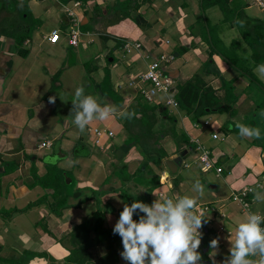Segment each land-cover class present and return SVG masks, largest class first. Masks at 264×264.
Instances as JSON below:
<instances>
[{
    "label": "crops",
    "instance_id": "0c3cea01",
    "mask_svg": "<svg viewBox=\"0 0 264 264\" xmlns=\"http://www.w3.org/2000/svg\"><path fill=\"white\" fill-rule=\"evenodd\" d=\"M44 1L26 0L39 24L30 36L23 38L22 46L17 45L12 36L0 35V215L8 217L6 224L0 222V264H64L74 243L78 244L85 237L91 240L96 235L94 231L102 227L110 231L101 234L105 235L101 241L96 239L88 244L94 257L89 264H127L120 255L121 238L115 239L117 235L111 233L123 210L120 195L124 192L121 190L125 188L132 197L135 195L128 204L136 200L151 204L156 199L153 193L173 199L197 195L192 190L196 180L204 188V195L198 198L195 208L204 219L201 238L209 242L208 250L211 240H219L211 254L215 255V264H223L229 255V231L234 233L248 212L264 215V201L254 199L255 192L264 194V189L259 187L264 185V142L241 138L231 131L237 121L259 127L261 107L256 106L254 95L258 96L257 91L261 90L248 87L246 77L218 54H213L211 62L204 66L209 60V47L199 17L201 1L53 0L61 5L60 11H65L63 22L69 29L79 30L75 45L67 41L69 30L60 31L57 43L47 40L58 20L51 16L54 6L41 4ZM249 1L241 0V5L226 15L225 20L223 12L215 13L213 6L204 9L220 41V34L232 37L236 34L232 31L239 30L245 52L251 47L245 43L241 32L246 31L253 38L259 33L255 24L246 22L243 27L237 22V12L252 7ZM253 1L256 7H264V0ZM257 12L253 10L251 19L262 20L264 33V18H259ZM27 27L29 35L33 26ZM232 39L240 44L237 37ZM137 42L139 47L134 46ZM79 43H83L82 46L94 44L101 52L89 57L85 50L78 49ZM126 44H129L127 48ZM181 46H186L187 51L179 53ZM260 51L263 60L257 64L252 62V69L264 64V48ZM113 54L121 58L126 70L118 67L120 63L114 60ZM161 55L166 59L162 61L166 73L174 79L173 87L164 93L163 102L155 98L163 92H151L145 87L149 96L146 97L138 91L139 75ZM105 59L112 62L106 63ZM132 59L139 61L140 66L133 67ZM251 59L254 60L253 55ZM88 60H95L98 67L109 70L103 75L98 68L90 71L95 75L96 90L89 93L85 87L86 94L121 111L129 109L136 94L148 103L158 104L159 115L152 114L151 128L139 126L136 118L141 113L131 119L114 113L107 120H93L84 132L74 124L65 123L71 119L66 115L72 109L71 99L76 88L86 85L82 81V64ZM196 78L204 82V87L196 88H200V92H212L214 96L204 95L199 106H211L213 108L206 107V111L216 112L194 119L193 112H186L174 95L176 83H196ZM230 92L233 100L228 95ZM51 96H56L55 104L49 103ZM168 97L178 104L170 106L172 116L165 111ZM218 100L221 106H228L225 113L215 109ZM169 120L171 125H167ZM205 120H208L207 125L203 124ZM95 128L100 134L96 135ZM92 136L100 154L88 148L93 144ZM256 140L257 146H254ZM42 141H49V145L40 146ZM137 141L142 146H138ZM54 142L58 148L53 147ZM197 146L208 149L210 160L214 167L222 168L221 172L202 167ZM57 150L65 153L64 158L68 153L74 154L77 157L74 164L67 167L62 158L48 162ZM175 157H180V163L173 173L166 162ZM123 161H126L128 177L121 170ZM49 167L52 171L54 168L61 171L63 177L71 174L67 178L69 183L75 181L73 194L56 191L54 195V189L35 181L36 175L45 177ZM140 170L144 178L145 175L153 177V182H145L146 186L134 182L131 178ZM247 188L251 190L243 197L248 202L244 206L234 195L240 197ZM93 189H98L99 197L93 196ZM204 205L209 208L203 209ZM98 212H102L103 217L98 216ZM139 215L135 214L134 219L138 220ZM101 256L106 257L104 261L98 259Z\"/></svg>",
    "mask_w": 264,
    "mask_h": 264
},
{
    "label": "clouds",
    "instance_id": "9594fccd",
    "mask_svg": "<svg viewBox=\"0 0 264 264\" xmlns=\"http://www.w3.org/2000/svg\"><path fill=\"white\" fill-rule=\"evenodd\" d=\"M255 71L264 80V64L258 65ZM59 96L64 100L62 94ZM55 102L56 96L49 97V103ZM71 102V119L65 123L74 124L80 132H84L93 120L104 121L114 113L126 119L136 115L110 104H101L96 97L86 94L83 86L76 88ZM258 115L264 117V110ZM234 126L241 138L259 139L261 136L259 127L238 121ZM259 187L264 189V185ZM192 190L197 195L173 199L158 197L153 193L156 199L151 204L139 200L131 204L124 203L113 227V234L121 238L123 251L120 255L127 264H199L202 260L198 251L202 242L200 229L204 223V219L195 211L198 198L204 195V188L199 180L195 181ZM254 199L264 201V194L255 192ZM137 213L140 214L138 220L134 219V214ZM262 225L264 215L257 212L246 213L244 219L237 224L235 232L229 231V255L223 264H264ZM218 245V239L210 241L211 249H216ZM214 257L210 253L212 264H215Z\"/></svg>",
    "mask_w": 264,
    "mask_h": 264
},
{
    "label": "rangeland",
    "instance_id": "374dc122",
    "mask_svg": "<svg viewBox=\"0 0 264 264\" xmlns=\"http://www.w3.org/2000/svg\"><path fill=\"white\" fill-rule=\"evenodd\" d=\"M236 1H238L239 5H241V3H242L241 0H236ZM244 2H245V0H243V3ZM247 2H248V0H247ZM249 2L252 3V7L249 10L241 9V12L239 14L237 12V17H238V21L237 22H238L239 25H243V27L244 26L246 27V25H245V23L247 22L246 21V17L251 19L253 16L250 15V14H253V10H255V9L258 11L256 15H258V17L260 16L259 18H261V17L264 18V7H261V6H257L256 7L254 5V1L253 0H250ZM45 3H51L54 6V11H53L51 16H52V18L58 20V22L55 24V27L58 28L59 31H66V33H67V31L69 30V27H68V25L66 23L63 22V18L65 17V11L64 10H62V11L59 10L61 5H59L58 3L53 2V0H45L44 2H41V4H45ZM213 9H214L213 11H215V13L216 12L218 13V11L222 12L218 6H216V7L213 6ZM206 13H207V11H206ZM40 14L43 15L42 12H40ZM227 15L229 16L228 13H227ZM206 16H207V14H206ZM242 16H244V17H242ZM199 17H200L201 25L204 26V22L205 21H204V17L202 15V12L200 13ZM207 18H208V16H207ZM227 18H230V17H227ZM223 19L225 20V17ZM208 22H209V25H210L211 32H212L213 36L215 37L216 33L214 32V27L211 24V20L209 18H208ZM38 24H39V19L36 20L33 17V13L29 9V7L27 6L26 0L25 1L0 0V35H4L5 34V35H8V37H10V36L14 37L15 36L17 38H22L23 35H25L27 33V30H26V29H28L27 26H31V27L33 26L31 28V32L28 35V36H30L31 33H32V29L33 28L36 29ZM255 26L257 28L258 27L261 28L263 26L262 20H260L257 24H255ZM232 32H233V34H235V33L236 34L238 33V34L237 35L235 34L232 37L231 36H227L226 33H224V36L222 34L219 35L220 38H221V41L218 44L219 48H220L221 52L225 56H227L230 59L234 60V62L238 66H241L243 68V70H245V72L258 77L259 80L262 82L263 86H261V85L258 86L254 82L249 80L250 78H249L248 75H246L245 73H242V75H244V77H246V79H247V81L249 83L248 87H256V89L259 87L261 89V91L263 90L262 93H260L261 91H257V93L259 94L258 96L254 93L255 94L254 95L255 104H256V106L259 105L261 107L260 109L262 111V110H264V104H263L264 103V101H263L264 98H262V95L264 96V88H263L264 87V80H262L259 77V75L255 71V69H252V62L255 63V61L251 59V54L250 53H252V51L254 49H256V51H258L259 49L261 50L262 48H264V37L261 35L260 36L261 40L260 39L254 40L253 49L251 48V50H246V52H245V50H243V48H242V46H243L242 41L239 38V35H240L239 30H237V29L235 30L234 29ZM260 33H261V29H260ZM234 37H237L238 40L240 41L239 45H237L238 42L237 43H235V42L232 43V41H233L232 38H234ZM258 37H256V38H258ZM234 41H236V40H234ZM245 43L247 44V42H245ZM16 44L22 46V44H23L22 40L17 41ZM82 45H83V43H79L78 49L81 50V51L85 50L88 53L89 57H90V54H91V57H94L95 54H97L98 52H101V51H99L101 49H99L98 47L94 46V44H87L86 46H82ZM112 56H114V60L115 61H118L120 63L118 65V67H120V68L122 67L124 70L127 69L126 67H124L125 65L123 64V61L121 60V58H119L118 55L113 54ZM105 61H106V63H111L112 62V61H108V59H105ZM118 62H116V63H118ZM131 62H132L131 65L133 67L134 66H137V67L140 66L139 61H136L135 59H132ZM97 65L98 64L95 62V60L84 61L83 64H82L83 71H84V78H83L82 81L84 83H86V85L84 84L83 87L84 88L87 87L88 91H90L89 93L95 92V90H96V87H94V85H93L94 84L95 75H94V72L90 73V71H93L96 68H98L99 74L102 73V75H103V74L108 73V70H109V68L98 67L99 65L98 66ZM204 66H206V65H204ZM128 69H130V68H128ZM140 87H141V84H140L139 88ZM139 88H138V91H139ZM155 98L158 99V101L163 102L164 101L163 99H165V94L164 93H158ZM223 107H228V106L223 104ZM158 109H159L158 104L148 103L144 98H142L140 95L136 94L135 102H133V103H131L129 105V109L127 111L134 112L135 114L136 113H141V116L139 118L138 117L136 118L137 119V123L139 124V126H143L144 129H146V128L149 129V128H151V124H152V122L154 120L152 114L155 113L156 115H159ZM69 110L71 111L72 109H69ZM226 110H227V108H224L222 110H217V111H219V113H225ZM68 111H67V115H66L67 119L70 118L69 117V115H70L69 112L70 111L69 112ZM165 111L166 112L167 111L168 112L171 111L170 106H167ZM215 112L216 111H211L210 113H208V111H207V113H205V114H203L201 116H204V115H210L211 116V114H214ZM171 116H172V114H171ZM123 119H125V118H123ZM136 119L133 118V120H136ZM259 119H260L259 128L261 129V136L257 140L258 141L261 140V143H263L264 142V117H260V118L258 117V121H259ZM171 123L172 122L170 120L167 121V125H171ZM212 124H213V122H212ZM152 129H153V126H152ZM231 131H233L235 134L239 135L238 134V129H236L234 125H233V130H231ZM149 134H151V132ZM138 139H140V138L138 137ZM257 140L255 141L254 146H257ZM91 141L93 143L92 145H94V146L89 144L88 148L91 149V150H96V153L100 154L98 148L95 147L96 143L94 142V136H92V140ZM113 141L117 142V140H113ZM136 143H137L138 146H142L140 141H137ZM248 144H251V142H248ZM55 146H56V148H58L57 145H56V142H54L53 147H55ZM256 148L258 149V147H256ZM77 151H79L80 154H81V147L80 148L78 147ZM59 152H60L59 150L56 151L57 154H59ZM73 155L74 154L68 153L66 155V158H64V156H62V157H60V158H62L60 160L65 162L66 166L69 167L68 164L73 165L74 164L73 161H75V159L77 158V157L75 158ZM123 162H124V166L121 168V170L124 173V175H126V177H128L129 174H127V172L125 170L126 169L125 168L126 161H123ZM49 169H50V171L53 170L50 167H49ZM68 172L71 173V171H69V170H68ZM53 173H54V171H52V175H53ZM70 176H71V174H69V173H68V176L67 175H65L64 177L62 176V179H60L61 183L57 187V192H62L64 194H66V195L67 194H73V192L75 190L74 189L75 181L69 183L67 177H70ZM133 177L134 178H131V179L134 182L137 181V182H140L142 184H145V182H153V177L148 178L147 175H145V178H144L142 176V174H141V170L137 171V173L135 175H133ZM146 185L147 184H145V186ZM121 191L124 192V194L120 195L121 193H119V195H120V199L123 200L124 203H127L128 201H132V198H134L135 195H133V197H132V195H130V193H128L127 189H125V188L123 190H121ZM91 193H95V194H93V196H95V197H99V194H100L98 192V189H93V191H91ZM104 208L107 209V207H104ZM8 216L10 218L11 214L8 215ZM1 217H3V219H0V222L3 221L2 224L3 223L6 224V221H8V219H6V218H8L7 215H5V214L0 215V218ZM98 230L99 229H97L94 232H96L97 234L99 232H101V230H99V231ZM102 233L103 232H101L100 235ZM202 240H204V239H202ZM200 253H201L202 259H211V258H208V257H210L211 249L208 251V253L202 252V250H201ZM63 263L64 264L68 263L67 258L63 261ZM210 264H212V259H211V263Z\"/></svg>",
    "mask_w": 264,
    "mask_h": 264
},
{
    "label": "trees",
    "instance_id": "16d2710c",
    "mask_svg": "<svg viewBox=\"0 0 264 264\" xmlns=\"http://www.w3.org/2000/svg\"><path fill=\"white\" fill-rule=\"evenodd\" d=\"M22 1H25V0H22ZM200 1H201L200 5H199L200 13L202 12V15H203L204 21H205L204 22V26H203V30H204L203 31V37H204L205 42L207 43V45L209 47V53H208L209 60L206 62V66H207V64H209L211 62L210 60H211V56L213 54H219L228 64L236 67L241 73H245L246 75H248L249 78H250L249 80H251L252 82L256 83L258 86H260V85L263 86L262 82L256 76L245 72V70H243V68L241 66H238L234 62V60H232L229 57L225 56L221 52V50L219 48V45H218L220 43V40L216 36L215 37L213 36V34L211 32V29H210L209 22H208V18H207V16L204 13V9H205L206 6H218L220 8V10L223 12L224 17H225L227 15V13L229 14L230 12H233L235 7L239 6L238 1H236V0H200ZM246 21H247V23H251V24H257L259 22V21H256L254 19H250L248 17H246ZM256 29L259 31V33L256 36V37L259 36L258 38H256V37L253 38L250 35V33L246 32V31H242L241 32V35H242L243 39L246 40L247 44L252 49H253V45H254L253 44L254 40L260 39L261 35H263V37H264L263 27H261V28L258 27ZM259 29H261L262 34L260 33ZM26 30L28 32L30 29L29 30L26 29ZM26 36H28L27 33L25 35H23L22 38H17L15 36L13 38L17 42L19 40H23V38L26 37ZM233 42L234 41H232V43ZM178 51H179V53H183V52L187 51V47L186 46H181V47L178 48ZM262 54L263 53H262V51H260V49L258 51H256V49H254L252 51V55L254 57V61H255L256 64L261 62L259 60L262 59V56H263ZM203 85H204V82L202 83L200 78H196V83H194L192 81H188V82H186L184 84H179L178 85L176 83V85H175V88L177 89V92L175 93L174 96H176V98L178 100V104L180 106H182L186 110V112H188L190 114L193 112L192 118H194V119L199 117V116H201V115H203V114H205V113H207L206 107L213 108V107L208 106V105L199 106L201 101H202L201 99L203 98L204 95L207 98L209 96L214 98L212 92H207L206 90H204L203 92H200V90H199L200 88L199 89L196 88V87H204ZM226 87H230V86L227 85ZM228 90H231V87ZM228 95L230 97H232L231 100H233V98H234L233 94H231V92H230ZM217 103H218V105L215 107L216 110H222V109L226 108V107H223V105L221 106L222 102L220 100H218ZM60 179H62V173H61V171H59L58 169H55V168H54L53 175H52V170L50 171V169H48L47 174L45 175V177H38L37 175L35 176V181L36 182L40 183L42 186L48 187L50 189H54V195H55V193H57L56 189L61 183ZM155 180H157V179H155ZM60 200L62 201V199H60ZM60 200H58V202ZM98 213H99L98 216L103 217L104 214L102 212H98ZM109 231L110 230L105 229L103 227L101 228V232L108 233ZM101 232H99L98 234L96 233L95 237H92L91 240H87V237H85L78 244L74 243V247L69 252V254L67 256V260L71 261V264H88L90 261L94 260L93 255L89 251L88 244L90 242H94L96 239L98 241H101V239L104 237V236L100 235ZM111 233L113 234V231H111ZM118 237H119L118 235H117V237L114 236L115 239L118 238ZM206 245L208 246L209 242L208 241H202L198 251L201 252L203 247L206 246ZM208 251L209 250H207V252H205V253H208ZM110 255L111 254L108 253V256H110ZM105 258H106L105 256L98 257L99 260H103V261L105 260Z\"/></svg>",
    "mask_w": 264,
    "mask_h": 264
},
{
    "label": "built area",
    "instance_id": "2783aa9c",
    "mask_svg": "<svg viewBox=\"0 0 264 264\" xmlns=\"http://www.w3.org/2000/svg\"><path fill=\"white\" fill-rule=\"evenodd\" d=\"M78 28L70 27L68 34H67V41L71 45H75L78 42ZM47 40L51 43H57L60 40V31L58 28H53L47 35ZM129 44L125 45V48L128 47ZM135 47H139L140 43H134ZM163 60H166L164 55H161L159 59H153L147 66V69L139 75V81L141 87L139 88V92H142L146 97L148 96V91L151 92H163L167 93L174 84V79L171 75L167 74L164 69ZM145 87H148L149 90L147 91ZM165 105L177 107V102L172 98L168 97L165 101ZM203 124H208V120H205ZM94 132L96 135L100 134V131L95 128ZM111 134V132H109ZM98 142V139H95ZM49 145V141H42L40 146H47ZM198 150V159L201 163L202 167L205 169L215 168L217 172H221L222 168L219 166L214 167V163L210 160L209 151L204 146H197ZM250 188L244 189L241 192L240 197L234 195V198L240 199L244 206H247L248 202L243 198L246 196L247 191H250ZM208 205H204L203 209H208ZM198 212L201 213V209H198Z\"/></svg>",
    "mask_w": 264,
    "mask_h": 264
},
{
    "label": "water",
    "instance_id": "95a60500",
    "mask_svg": "<svg viewBox=\"0 0 264 264\" xmlns=\"http://www.w3.org/2000/svg\"><path fill=\"white\" fill-rule=\"evenodd\" d=\"M64 155H65V153H62V152H59V154L55 153L49 158L48 162L54 163L60 157H62ZM166 163H167L170 171L174 173L176 171L179 163H180V157H175V158L169 159V160H167ZM207 250H208V246L206 245V246L203 247L202 252H207ZM201 262L203 264H208L210 261L208 259H202Z\"/></svg>",
    "mask_w": 264,
    "mask_h": 264
},
{
    "label": "flooded vegetation",
    "instance_id": "af4514ba",
    "mask_svg": "<svg viewBox=\"0 0 264 264\" xmlns=\"http://www.w3.org/2000/svg\"><path fill=\"white\" fill-rule=\"evenodd\" d=\"M11 5V4H10Z\"/></svg>",
    "mask_w": 264,
    "mask_h": 264
}]
</instances>
